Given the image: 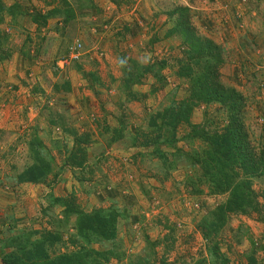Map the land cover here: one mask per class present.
Wrapping results in <instances>:
<instances>
[{"label": "rangeland", "instance_id": "1", "mask_svg": "<svg viewBox=\"0 0 264 264\" xmlns=\"http://www.w3.org/2000/svg\"><path fill=\"white\" fill-rule=\"evenodd\" d=\"M16 1L20 0L3 3L10 6ZM51 1L22 3L27 12L44 13L61 2L47 5ZM68 1L76 18L65 26L52 20L37 31L27 16L5 17L0 23V36L7 38L5 50L9 53L8 60L0 63V240L23 229L65 231L67 227L62 224L60 228L50 225L62 215L58 206L46 209L47 197L74 195L84 212L108 207L127 212L117 226L121 257L109 264H127L129 258L146 255L154 264H195L199 260L211 264L200 220L225 197L209 196L204 186L202 195L191 194L186 180L195 172L189 165L179 164L175 170L165 171L151 148L134 149L126 143L108 146L109 137L99 126L116 128L115 118L123 114L128 130L143 129L148 113L186 96L187 84L174 75L179 68L177 61L185 59L186 47L180 37L167 38L166 34L174 25L171 11L187 7L197 35L224 47L221 80L247 99L243 116L249 138L255 147L262 145L264 0H91L92 7L84 9H77L76 0ZM254 34L259 38L258 46L248 44ZM74 44L81 46V57L64 65L62 60ZM121 58L143 64L165 61V88L150 94L153 80L147 78L144 85L134 88L140 99L126 102L119 89ZM90 75L99 81L92 90L87 85ZM63 81L70 82L71 91L54 94V84ZM203 111L200 107L193 112L194 124L202 122ZM214 111L209 108L208 113ZM59 116L68 128L91 135L87 151V164L94 169L91 182L80 185L72 172L64 171L49 185L16 184L13 176L29 163L27 143L33 135L48 147L58 140L70 149V139L57 126L48 124L49 119ZM179 133L184 135V129ZM198 145L176 146L191 150ZM51 154L57 172L65 154L63 149ZM252 187L264 213V185L254 180ZM145 239L154 249L147 247ZM217 241L228 264H249V257L255 264H264V224L257 214L231 216ZM64 251L66 247H58L57 252Z\"/></svg>", "mask_w": 264, "mask_h": 264}, {"label": "trees", "instance_id": "2", "mask_svg": "<svg viewBox=\"0 0 264 264\" xmlns=\"http://www.w3.org/2000/svg\"><path fill=\"white\" fill-rule=\"evenodd\" d=\"M56 1L52 0L47 5H53ZM60 1L42 13L36 10L27 12L28 8L22 2L28 0L13 2L10 6L0 0V23L5 17L15 19L17 16H27L37 31L52 20L65 26L76 16L68 0ZM113 2L118 3L115 0ZM75 6L77 9L91 8V0H76ZM173 12L170 15L175 18L174 25L166 37L178 36L186 47L185 59L177 61L179 68L174 72L176 78L187 84L186 96L178 102L170 101L165 108L148 113L143 129L132 127L128 130L123 114L116 116V128L106 125L99 127L109 137L108 146L126 143L134 149L151 148L152 156L157 157L165 171L175 170L179 164L189 165L191 171L195 172V176L186 180V187H190L191 194L202 195L204 186L209 196L225 197L224 202L201 218L199 228L211 264H228L227 259L220 254L217 237L230 217L254 213L264 224L258 194L252 187L254 180L262 181L264 185V143L255 147L250 141L243 116L247 99L221 80L219 69L224 63V47L197 35L191 24L189 8L179 7ZM6 41L7 38L1 35L0 63L8 60ZM120 65L122 78L119 89L126 102L140 99L134 88L144 85L147 78L153 80L150 94L163 90L167 84L162 75L167 65L165 61L143 64L134 59L121 58ZM88 77L87 85L92 90L99 81L95 75ZM52 90L54 94H68L71 91L70 82L54 84ZM118 107L120 110L121 105L118 104ZM200 107H204L202 122L194 124L191 117ZM209 108H215V111L209 114ZM62 118L49 119L48 124L50 127L57 126L70 139V149L58 140H53L52 146L48 147L36 134L33 135L27 143L29 163L13 176L16 184L49 185L64 171L72 172L80 185L91 182L94 169L87 164L91 135L68 128ZM222 122L224 125L220 127ZM180 129H184V135L179 133ZM196 142L199 144L196 149L184 150L176 146L179 143L193 146ZM62 149L65 158L55 172L51 151ZM163 149H167V152ZM47 200L49 205L46 209L58 206L62 215L61 219L51 221L50 225L60 228L62 224L67 229H59V232L58 228L56 232L23 229L14 237L0 240V258L4 264H109L112 260L118 261L121 254L116 244L117 226L127 212L113 207L84 212L76 204L74 195L65 198L49 195ZM71 220L72 224L69 225ZM145 242L147 247L154 249V244L148 239ZM61 246L66 247V251L57 252ZM248 260L249 264L256 263L253 257ZM204 263V260H199L195 264ZM127 264H154V260L148 255L134 256L128 259Z\"/></svg>", "mask_w": 264, "mask_h": 264}, {"label": "built area", "instance_id": "3", "mask_svg": "<svg viewBox=\"0 0 264 264\" xmlns=\"http://www.w3.org/2000/svg\"><path fill=\"white\" fill-rule=\"evenodd\" d=\"M80 45L79 44H74L70 49H69V52H68V56L67 58L63 59L62 60V63L64 65H67L69 62H72V61H77L80 59L81 57V54H80Z\"/></svg>", "mask_w": 264, "mask_h": 264}, {"label": "crops", "instance_id": "4", "mask_svg": "<svg viewBox=\"0 0 264 264\" xmlns=\"http://www.w3.org/2000/svg\"><path fill=\"white\" fill-rule=\"evenodd\" d=\"M252 42H254L257 46L260 44V42H259V38L256 36V34H254L253 36H252V38H251V40H249V42H248V44H251ZM258 50H259V52L261 53V51H260V48L258 47ZM241 51H239V53H240ZM256 64V63H255Z\"/></svg>", "mask_w": 264, "mask_h": 264}, {"label": "water", "instance_id": "5", "mask_svg": "<svg viewBox=\"0 0 264 264\" xmlns=\"http://www.w3.org/2000/svg\"><path fill=\"white\" fill-rule=\"evenodd\" d=\"M0 264H4L3 261L1 260V258H0Z\"/></svg>", "mask_w": 264, "mask_h": 264}]
</instances>
